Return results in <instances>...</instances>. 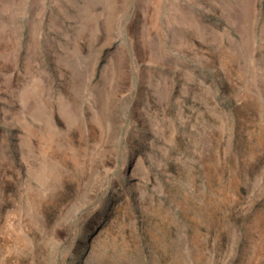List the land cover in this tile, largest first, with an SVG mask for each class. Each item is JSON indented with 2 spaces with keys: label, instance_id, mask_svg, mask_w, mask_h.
Instances as JSON below:
<instances>
[{
  "label": "rangeland",
  "instance_id": "374dc122",
  "mask_svg": "<svg viewBox=\"0 0 264 264\" xmlns=\"http://www.w3.org/2000/svg\"><path fill=\"white\" fill-rule=\"evenodd\" d=\"M0 264H264V0H0Z\"/></svg>",
  "mask_w": 264,
  "mask_h": 264
},
{
  "label": "bare ground",
  "instance_id": "6f19581e",
  "mask_svg": "<svg viewBox=\"0 0 264 264\" xmlns=\"http://www.w3.org/2000/svg\"><path fill=\"white\" fill-rule=\"evenodd\" d=\"M155 2V1H154Z\"/></svg>",
  "mask_w": 264,
  "mask_h": 264
}]
</instances>
